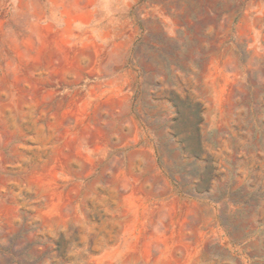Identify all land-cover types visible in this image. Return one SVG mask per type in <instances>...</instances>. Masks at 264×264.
<instances>
[{
	"label": "rangeland",
	"instance_id": "1",
	"mask_svg": "<svg viewBox=\"0 0 264 264\" xmlns=\"http://www.w3.org/2000/svg\"><path fill=\"white\" fill-rule=\"evenodd\" d=\"M0 264H264V0H0Z\"/></svg>",
	"mask_w": 264,
	"mask_h": 264
}]
</instances>
